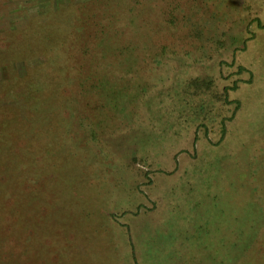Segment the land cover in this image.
Listing matches in <instances>:
<instances>
[{"label": "rangeland", "instance_id": "374dc122", "mask_svg": "<svg viewBox=\"0 0 264 264\" xmlns=\"http://www.w3.org/2000/svg\"><path fill=\"white\" fill-rule=\"evenodd\" d=\"M137 1L0 0V264H264V0Z\"/></svg>", "mask_w": 264, "mask_h": 264}, {"label": "trees", "instance_id": "16d2710c", "mask_svg": "<svg viewBox=\"0 0 264 264\" xmlns=\"http://www.w3.org/2000/svg\"><path fill=\"white\" fill-rule=\"evenodd\" d=\"M130 1H136V0H130ZM144 2H145V0H140V2L137 1V5H142ZM94 5L100 6L101 3L99 2L98 4H94ZM123 5H125V3ZM135 5H136V2L134 4V6ZM142 7H145L146 8V6H142ZM125 20H127V19H125ZM187 20H188V17H187ZM164 21H167V19H164ZM188 23H189V20H188L187 24ZM166 27L167 26H165V28ZM125 28L127 30L128 29H131L132 31L136 32L138 41H140V39H139V33H140V37H141L142 40L147 41L146 40V37L149 38L150 40L147 41V43H149L148 44L149 46L154 47L155 45H159V46H162V47H165L166 48V47H168V45H170V42L167 39V36L165 35L164 31H161V29H158L157 26L153 23V21L149 17L144 18L143 19V22L141 21L140 23L136 24L135 26L133 24H132V27H129V24L128 25H125ZM160 33H162L163 36L160 37L159 36ZM236 108L239 109V103L238 102H236ZM52 151L53 150L49 149L48 150V153L49 152H52ZM6 157H8L7 153L6 154H3L0 157V163L3 160H5ZM27 166H29V165L27 164ZM17 170H18V168H17ZM243 258H244V252L241 254V256L239 257V259L237 260V263L240 260H242Z\"/></svg>", "mask_w": 264, "mask_h": 264}]
</instances>
